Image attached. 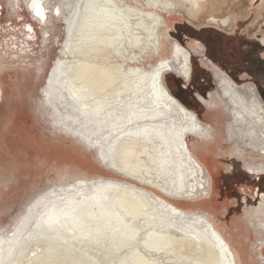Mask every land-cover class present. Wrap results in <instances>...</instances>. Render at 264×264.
I'll return each instance as SVG.
<instances>
[{
    "label": "rangeland",
    "instance_id": "374dc122",
    "mask_svg": "<svg viewBox=\"0 0 264 264\" xmlns=\"http://www.w3.org/2000/svg\"><path fill=\"white\" fill-rule=\"evenodd\" d=\"M28 1L33 2L0 0V264H11L17 258L25 232L52 203L67 195L82 196L97 189L101 190L97 198L101 201L111 191L109 186L105 187V180L138 186L147 212L158 214L165 223H174L178 230L171 233L198 241L201 247L203 238H198L197 229L187 228L195 222L170 214L151 194L186 212L207 214L230 246L236 264H264L261 256L264 244L260 243L264 234L250 222L263 202L264 155L251 156L241 141L234 139L230 116L226 118L221 113L222 110L226 113V101L218 92L213 76L214 60H217L225 64L227 71H224L230 72L239 85L250 82L255 87L258 85L251 75L262 73L264 65H257L250 56L245 61L237 53L229 58L224 46L228 36L236 42H257L260 48L247 46L258 53V62L264 60V23L251 33L248 30L261 0L252 4L242 0L231 13L236 19L228 30L195 23L197 20L185 11H158L165 23L160 27V49L140 60V65L148 69L150 65L164 64L172 56L173 40L184 44L193 56L190 80L175 72H167L165 76L171 81L169 86L177 85L176 92L171 86L172 91L199 122L197 135L177 119L169 117L168 121L171 131H177L183 143L194 149L211 181L208 192L195 200L178 198L150 183L139 182L126 171L107 166L113 155L106 151L109 140L101 116L95 122L88 116L81 119L78 110L68 105L69 99L62 100L63 74L80 57L76 47L82 41L79 34L83 31L86 0H34L41 7L39 13L36 8L27 7ZM132 1L147 7L144 0ZM184 6L189 7V3ZM208 26L216 27L217 32L204 29ZM196 32L200 33L199 39ZM201 40L206 43L211 58L205 54ZM199 47L203 54L197 52ZM194 77L196 80L192 82ZM140 121L141 125L151 122L148 118ZM181 169L184 173L183 165ZM237 180L244 182L235 183ZM256 185H261L260 189ZM36 248L33 246L28 252ZM153 257L157 264H208L200 253L186 250H157Z\"/></svg>",
    "mask_w": 264,
    "mask_h": 264
},
{
    "label": "bare ground",
    "instance_id": "6f19581e",
    "mask_svg": "<svg viewBox=\"0 0 264 264\" xmlns=\"http://www.w3.org/2000/svg\"><path fill=\"white\" fill-rule=\"evenodd\" d=\"M130 1L86 0L79 34L82 41L76 47L80 57L63 74L62 100L69 99L68 105L78 110L81 119L88 116L95 122L101 116L109 140L106 151L113 155L107 166L178 198L195 200L208 192L211 181L194 149L183 143L177 131H171L168 121L169 117L177 119L197 135L199 122L165 84L167 72L190 80L193 56L184 44L173 40L172 56L164 64L148 69L140 60L160 49V27L165 23L158 11H185L197 20L195 23L228 30L236 19L231 13L242 0H144L146 8ZM249 1L252 4L255 0ZM186 3L189 7L185 8ZM27 5L38 13L41 10L37 1ZM262 23L264 0L248 30L251 33ZM196 49L204 53L202 47ZM213 66L218 92L227 105L226 113H221L230 116L234 139L241 141L251 156L264 155V96L260 88L251 82L241 86L233 75ZM147 118L151 122L141 125L140 120ZM108 186L111 191L101 201L97 199L101 190L97 189L52 203L25 232L11 264H157L153 254L170 249L200 253L208 264H236L230 246L207 214L186 212L151 194L170 214L195 222L187 228L197 229L198 238H203L201 247L198 241L171 233L178 230L174 223L147 212L138 186L105 180ZM262 200L250 222L264 234V194ZM260 243L264 244V239ZM33 246L40 249L28 252ZM261 256L264 262V254Z\"/></svg>",
    "mask_w": 264,
    "mask_h": 264
},
{
    "label": "trees",
    "instance_id": "16d2710c",
    "mask_svg": "<svg viewBox=\"0 0 264 264\" xmlns=\"http://www.w3.org/2000/svg\"><path fill=\"white\" fill-rule=\"evenodd\" d=\"M216 27H214V26H208L207 28H204V29H208V30H210V31H216L217 32V28L215 29ZM203 29V28H202ZM203 29V30H204ZM219 32H221V30H218ZM222 34H223V32H221ZM199 32L197 33L196 32V36H198V39L200 38V36H199ZM195 36V37H196ZM224 36H227V35H225L224 34ZM229 38H227L228 40H226V43H225V46H224V48H225V50H224V52H225V54L226 53H228V57L230 58V55H232V54H238V56L241 58V59H244L245 61H247V58L250 56L251 58H253L255 61H256V63H257V65H264V60L263 61H261V62H258V53H255L251 48H249L248 46L249 45H255L256 47L258 46V44H257V42H253V43H248V40H245V42H236L233 38H231V36H228ZM196 39H197V37H196ZM201 41H203V45H204V47H205V54L209 57V58H211L210 56H211V54H210V51L208 52V48H206L207 46H206V43L204 42V40H201ZM249 44V45H248ZM248 45V46H247ZM258 48H260L259 46H258ZM227 57V58H228ZM209 58H207L208 60H210ZM213 59H215V58H213ZM215 61V63L216 64H218V66L221 68H223V70L224 69H226L225 71H227V67L225 66V64L224 63H222L221 61L219 62V61H217V60H214ZM214 63V64H215ZM215 64V65H216ZM221 68V69H222ZM194 71H195V69H193ZM229 70V69H228ZM229 72V71H228ZM192 74H193V76H194V73H193V71H192ZM229 74H230V72H229ZM195 75H196V73H195ZM231 75V74H230ZM252 77V79H253V81L254 82H256L258 85H261V82H262V80H263V77H264V70H262V73H258L257 75H251ZM199 78V77H198ZM193 80L195 81L196 80V78L194 77V79H192V82H193ZM167 85H168V83H170L171 81L169 80V79H167ZM174 84H175V82H174ZM172 86V85H171ZM170 86V88H171V90H172V87L173 88H175V92L177 91L176 90V88L178 89V87H177V85L175 86V85H173L172 87ZM259 88V87H258ZM174 93V92H173ZM176 94V93H175Z\"/></svg>",
    "mask_w": 264,
    "mask_h": 264
},
{
    "label": "flooded vegetation",
    "instance_id": "af4514ba",
    "mask_svg": "<svg viewBox=\"0 0 264 264\" xmlns=\"http://www.w3.org/2000/svg\"><path fill=\"white\" fill-rule=\"evenodd\" d=\"M248 177H249L250 179L252 178L251 175H248ZM254 180H256V178H254L253 181H254ZM244 181H246V180L244 179ZM244 181H242V180H239V181H238V180H237L235 183H240V184H241V183L244 182ZM258 181H260V180L258 179ZM217 185H218V183H217ZM260 186H261V185H256L257 190L260 189ZM221 188H222V186L219 185L218 190H219V193H220V194H222V192H223V189H221ZM261 189H262V188H261ZM224 191H225V190H224ZM235 195H238V192H236Z\"/></svg>",
    "mask_w": 264,
    "mask_h": 264
},
{
    "label": "water",
    "instance_id": "95a60500",
    "mask_svg": "<svg viewBox=\"0 0 264 264\" xmlns=\"http://www.w3.org/2000/svg\"><path fill=\"white\" fill-rule=\"evenodd\" d=\"M165 80H167V79H166V76H165ZM257 87L260 88V90H261V94H263V96H264V86L257 85ZM225 264H227V263H225Z\"/></svg>",
    "mask_w": 264,
    "mask_h": 264
}]
</instances>
